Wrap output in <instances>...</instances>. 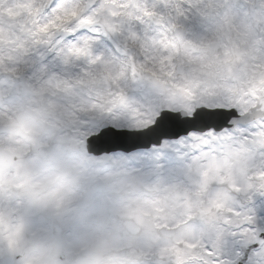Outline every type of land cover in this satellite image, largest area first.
Wrapping results in <instances>:
<instances>
[{
    "label": "snow or ice",
    "instance_id": "1",
    "mask_svg": "<svg viewBox=\"0 0 264 264\" xmlns=\"http://www.w3.org/2000/svg\"><path fill=\"white\" fill-rule=\"evenodd\" d=\"M60 249L264 264V0H0V264Z\"/></svg>",
    "mask_w": 264,
    "mask_h": 264
},
{
    "label": "rangeland",
    "instance_id": "2",
    "mask_svg": "<svg viewBox=\"0 0 264 264\" xmlns=\"http://www.w3.org/2000/svg\"><path fill=\"white\" fill-rule=\"evenodd\" d=\"M125 185H127L129 187V189H126ZM137 186H139V185H137ZM137 186L135 184H132L131 182H126L123 185L119 181L117 183H114L113 180L110 179L107 183V191L110 194L118 197L122 201V199H124L126 196V191L127 190L130 191L132 189L138 188ZM140 192L141 193H139L137 195V200H135L136 205L133 208H135L137 205H147V204L151 203L150 192H147V191L145 192L141 189H140ZM126 205L128 208H131V204L130 205L126 204ZM118 233H119V231H118ZM105 234H106V232L104 231L103 237L105 236Z\"/></svg>",
    "mask_w": 264,
    "mask_h": 264
},
{
    "label": "flooded vegetation",
    "instance_id": "3",
    "mask_svg": "<svg viewBox=\"0 0 264 264\" xmlns=\"http://www.w3.org/2000/svg\"><path fill=\"white\" fill-rule=\"evenodd\" d=\"M66 264H73L72 261H71V259H70V256L67 258Z\"/></svg>",
    "mask_w": 264,
    "mask_h": 264
}]
</instances>
